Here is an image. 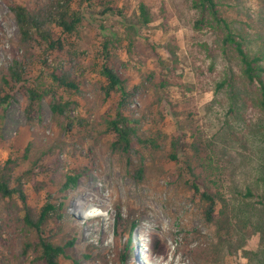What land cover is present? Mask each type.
Returning a JSON list of instances; mask_svg holds the SVG:
<instances>
[{"label":"rangeland","instance_id":"obj_1","mask_svg":"<svg viewBox=\"0 0 264 264\" xmlns=\"http://www.w3.org/2000/svg\"><path fill=\"white\" fill-rule=\"evenodd\" d=\"M12 3L34 8L36 0H0V76L14 58L21 57ZM230 3L233 8L227 15L248 35L250 53L264 56V0ZM116 4L124 9V17L85 20L73 37L82 90L57 93L78 103L70 114L74 130L66 131L67 119L63 124L54 120L51 97L43 101V121L29 123L28 99L17 94L2 125L0 165L12 158L18 163L17 175L22 174L44 151L56 149L59 167L46 181L48 188L37 192L31 178L26 185L30 205L37 211L48 200L58 204L47 229L58 234L55 241L74 243L68 250L71 258H62L61 264H264V205L243 196L248 189L259 195L264 192L259 181L264 176V114L251 110L250 121L228 118L227 95L199 88L203 77L191 45L213 47L219 40L210 31L191 29L193 13L186 0H118ZM141 4L150 10L148 25L139 22ZM80 9L88 11L85 5ZM106 37L113 41L115 70L129 89L136 88L123 111L139 121L140 137L155 139L158 148L135 139L128 155L111 150L112 134L103 118L115 116L120 96L106 98L104 91L106 80L100 71ZM37 51L49 64L67 60ZM35 69L40 75V66ZM175 137L181 138L182 159L194 155V144L207 149L213 144L229 166V193L226 202H218L219 215L213 222L206 220V204L187 186L181 165L170 158ZM141 166L145 174L138 181L131 172ZM86 169L88 175L83 174L77 189L64 199L60 187L66 174ZM24 216L18 199L0 197V264H34L33 251L25 254L24 248L36 232L24 227ZM155 245L162 254L152 252Z\"/></svg>","mask_w":264,"mask_h":264},{"label":"trees","instance_id":"obj_2","mask_svg":"<svg viewBox=\"0 0 264 264\" xmlns=\"http://www.w3.org/2000/svg\"><path fill=\"white\" fill-rule=\"evenodd\" d=\"M117 1L36 0L34 8L19 3L10 4V10L19 29L21 57L14 58L7 73L0 76V139L4 138L2 125L17 94H22L28 99L25 114L29 123L43 121L42 104L45 99L51 97L54 120L61 124L62 120L67 119L66 131L71 133L74 130L75 120L70 114L78 103L74 100H66L57 93V90H63L78 94L82 90L83 77L78 71L77 53L72 48L73 37L85 20L94 21L107 16L124 17V9L117 6ZM186 2L193 13L191 29L196 32L210 31L219 40L213 47L199 43L191 45V56L200 63V75L203 77H199V88L202 91L212 90L216 95H227L228 118L250 121L248 119L250 116H247L253 110L264 114V56L250 53L248 35L239 29L236 19L227 15L228 10L233 8L230 0H186ZM83 5L88 11L80 9ZM90 10L94 12L91 13ZM139 10L140 24L148 25L151 22L150 10L145 4H141ZM100 26L102 30L105 29L104 24ZM112 44L111 38L106 37L102 46L100 71L106 80L104 86L106 98H110L113 94L120 96L115 116L103 118L107 132L112 134L111 150L114 153L128 155L133 149L135 139L144 145L158 148L155 139L140 137L139 121L123 111L129 100L135 97L136 88L129 89L125 80L115 70L111 53ZM37 50H44L67 60L57 61L54 65L49 64ZM208 62L209 65L205 68ZM37 66L42 69L40 75H36ZM47 80L50 83H47ZM79 121L83 123V120ZM192 148L194 155L182 159L179 157L180 152H183L181 138L175 137L172 141L173 151L170 158L181 165L180 171L188 176H186L187 186L206 204L204 210L206 220L213 222L219 215L218 202H226L229 193V166L213 144L208 149L202 144H194ZM17 167L18 163L12 158L0 165V197L10 202L18 199L25 212L22 219L24 227L36 232V238L26 243L24 253L33 251L34 264H61L62 258H71L68 250L74 247V243L55 241L58 234H50L51 230L47 229L52 214L58 211V204L48 200L43 209L37 211L30 205L26 185V179L31 178L37 192L48 188L46 181L51 179V173L59 167L56 149L50 148L44 151L34 161V167L25 173L17 175ZM88 170L82 173L69 171L66 174L60 187L64 199L68 197L70 191L77 189L79 180L83 174L88 175ZM42 173H46L43 179L40 177ZM144 174L143 166L131 172L138 181L143 179ZM259 181L264 189V176L259 178ZM243 196L258 205H264V192L259 195L248 189ZM135 228L134 224L129 237L130 244L133 241ZM157 246L155 245L152 252L162 254L157 251ZM75 263L79 264L77 261Z\"/></svg>","mask_w":264,"mask_h":264},{"label":"bare ground","instance_id":"obj_3","mask_svg":"<svg viewBox=\"0 0 264 264\" xmlns=\"http://www.w3.org/2000/svg\"><path fill=\"white\" fill-rule=\"evenodd\" d=\"M84 199H85V198H84ZM103 206H105V204H104ZM85 213H86L88 216H92V214L89 213V211H86Z\"/></svg>","mask_w":264,"mask_h":264}]
</instances>
